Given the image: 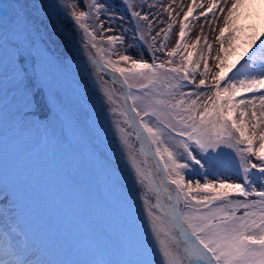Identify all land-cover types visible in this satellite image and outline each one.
<instances>
[{
	"label": "snow or ice",
	"instance_id": "obj_1",
	"mask_svg": "<svg viewBox=\"0 0 264 264\" xmlns=\"http://www.w3.org/2000/svg\"><path fill=\"white\" fill-rule=\"evenodd\" d=\"M77 8L88 11H77ZM92 9L103 15L111 11V7L100 0L87 3L77 0L72 4L60 0H28L19 5L14 23L9 26L3 21L6 35L16 41L13 55L33 48L34 37L39 36L44 47L37 48L36 53L48 59L50 41L47 38L61 18L74 21L95 48V35L84 23ZM217 10L222 15L223 27L215 37L219 48L214 56L217 71L208 89L211 95L201 91L206 87L204 78L199 80L195 90L180 91L195 83L188 71L193 63L194 52L191 51L180 67L165 69L164 63L157 64L154 60L149 63L143 57L135 60L128 55H119V61L109 59L103 65L118 73L123 78L122 85L129 90L126 101L132 103H126L122 114L126 116L124 123L134 128L135 138L140 142L141 154L145 157L141 163H146L148 156L157 160V165L147 172L133 165L136 182L143 186V211L149 220L145 225L144 215L138 208V225L129 247L139 258L122 264H264V0H213L200 15L207 18ZM193 11L189 7L184 14L179 39L166 53L167 57H174L181 47H189L182 45V41L187 34L185 22ZM131 16L135 31H140V21L147 20L148 16L136 11H132ZM113 19L109 17V22ZM171 28L169 25L168 30ZM117 40H122V36L107 37L110 45ZM200 42L198 36L190 47L195 49ZM203 42L207 55L200 57L204 67L201 75L206 77L213 44L207 37ZM28 54L31 55V51ZM20 60H24L22 54ZM129 61L130 67L120 66V62ZM91 63L99 64L94 59ZM167 63L171 64V59ZM199 67L197 63L193 72ZM12 72L15 73L12 76L15 98L25 110L24 116H41L39 127L45 131L53 121L67 123L78 130L81 122L74 120L64 102L58 97L45 96L43 89L32 91L25 83L26 74L16 69L14 60ZM180 81L187 83L182 85ZM137 83V92L141 94L133 96L131 90ZM157 85L167 90L153 93ZM105 95L109 101L112 99L111 94ZM193 96L195 99L191 98ZM204 96L207 99L199 102ZM126 137V132L120 137L122 144L128 143ZM225 148L234 151H225ZM189 169L202 170L203 177L193 179L188 174ZM149 175L158 176L159 182L149 181ZM133 196V193L128 196L125 203L135 223L138 205ZM234 197L256 199L249 202ZM139 225H143L142 230ZM0 264H38L32 259L29 243L15 223H6L0 228ZM94 264L108 262L96 260Z\"/></svg>",
	"mask_w": 264,
	"mask_h": 264
},
{
	"label": "rangeland",
	"instance_id": "obj_2",
	"mask_svg": "<svg viewBox=\"0 0 264 264\" xmlns=\"http://www.w3.org/2000/svg\"><path fill=\"white\" fill-rule=\"evenodd\" d=\"M173 1L175 0L158 1L167 6L164 7L168 12L165 21V17L159 19L157 13L147 5L148 0H100L109 5L111 11L103 15L92 9L90 18L84 21L89 25L88 31L95 35V48L74 21L70 18L62 19L78 40L89 45L104 63L109 59L119 61V55H128L135 60L143 57L149 63L153 60L157 64L164 63L167 69L182 66L187 52H194L193 63L189 65L188 71L189 78L194 77L195 83L182 87L180 91L195 90L199 80L204 78L206 87L201 91L211 95L208 89L211 88L212 77L217 71L214 56L218 47L212 50L211 57L208 58L210 71L206 77L202 76L204 67L200 57L201 54L207 55V49L201 44L202 40L195 49L190 47L193 44L190 27L198 22L211 29L212 19L200 17L195 23L189 17L185 22L188 25L187 34L182 41V45L189 47H181L174 57L169 58L166 53L175 47L179 39L180 24L184 16L179 13L175 2L171 4ZM191 1L199 3L201 0ZM60 2L72 4L77 0ZM208 2L212 3L213 0ZM201 9L205 11L207 7L204 5ZM76 10L88 11L86 8ZM132 11L148 16L147 20L140 21V31H135ZM16 12L10 0H0V129L17 124L14 128L16 131L0 136V226L3 228L6 223L17 224L29 243L32 259L38 264H94L96 260L122 264L124 261L138 259L134 250L129 247L134 228L138 225V208L144 215L145 225L149 218L143 211V186L136 182L133 165L146 172L151 168L148 160L141 163L145 157L134 141L126 137L128 143H121L120 137L125 135L121 131L124 130L125 115L118 102L122 89L117 85H111L114 86L111 89L108 83L112 82L109 79L98 75V70L94 71L83 63L67 60L64 64H69L68 73L60 57L48 46V59L37 55L36 49L44 47L39 36L34 37L33 48L14 56L16 50L13 44L16 41L6 35L3 21L11 26L16 19ZM215 16L216 14L212 15ZM109 17L114 19L109 22ZM169 25H172L170 33ZM108 36H122V40L110 45L107 42ZM138 37L142 39H137ZM19 44L18 40L17 45ZM97 49L103 51L98 52ZM29 51L31 55L28 54ZM152 53L155 54L154 57ZM21 54L24 56L23 62L19 58ZM169 59L171 64L167 63ZM13 60L16 69L22 75L26 74L28 79L25 83L32 91L43 89L45 96L58 97L64 102L74 120L81 122L78 130L67 123L53 121L45 131L37 123H33L42 121L38 114L30 115L27 122L24 121L27 116L22 114L25 110L15 98L17 93L12 83V76L15 75L12 72ZM197 63L200 67L193 72ZM130 65L131 61L120 62L123 67ZM180 83L183 85L187 82ZM138 87L137 83L131 90V95L141 94L137 92ZM166 90V87L157 85L152 92ZM105 93L111 94L110 101ZM191 98L195 99L194 96ZM206 99L207 96L201 97L199 102ZM130 102L132 103L131 100ZM32 111L35 112L34 107ZM53 127L54 131L49 134V129L52 130ZM51 135L54 137L51 138ZM225 151L234 150L225 148ZM161 166L163 167L162 164ZM188 174L193 179L203 177L202 170L196 172L189 169ZM57 176H62V185ZM153 179L156 180L154 176H148L149 181ZM132 193V199H136L138 205L135 223L132 212L125 203ZM148 195L151 196L152 193L149 192ZM234 199H246L250 202L256 197ZM161 200H164L162 194ZM139 229L142 230L143 225H139Z\"/></svg>",
	"mask_w": 264,
	"mask_h": 264
},
{
	"label": "bare ground",
	"instance_id": "obj_3",
	"mask_svg": "<svg viewBox=\"0 0 264 264\" xmlns=\"http://www.w3.org/2000/svg\"><path fill=\"white\" fill-rule=\"evenodd\" d=\"M24 1H26V3L28 2V0H24ZM158 1H161V0H152V1L148 0L147 5L157 13L159 19H162V16H163V17H165L164 20L167 21L166 16H167L168 12H166V9H165L167 6L160 4L161 2H158ZM186 1L187 0H175V1L171 2V4H174V2H175L176 5H178L177 8L179 10V13H182V15H184V13L187 12L189 7H192L194 9V11H193V15L191 16V21H194L195 23L200 17L201 18L203 17V16H200V13L202 12L201 8L204 7V5L207 8L211 5V3L208 2L209 0H201L199 3H196V1H191V0H188V2H186ZM22 4H24V3H19V5H22ZM229 6H230V4H229ZM215 14H216L215 17H212L213 14L212 15L209 14L207 16V18L204 17L206 20H208L210 18L212 19L211 20L212 23H210L211 29L208 26L200 25L198 22H197V24H194L192 27H190L192 30V34H191L192 43L195 42V39L198 36L201 38L202 42L204 41V37H207L208 41L213 44V50H216L217 47L219 48V45L215 43V37L217 35H219V29L221 27H223V18H222V15L220 14V12L218 10L216 11ZM54 28H56V26H54ZM45 31H48V30L45 29ZM170 32H171V30L168 33H170ZM62 37H65V38H62ZM47 39H48V41H50L48 43V45L51 48H53V50H55L57 52V54L62 55L67 60H72V61H75L78 63H83V64L89 65V63L86 62V58L80 54V51L85 52V50H86L88 52V51H90V48L87 47L82 42H80L71 30L70 31H68L67 29L65 31L62 30V33H58V34L54 30V31L49 33ZM201 44L204 45V42ZM67 60H65L64 62H66ZM95 70L97 71V69H95ZM108 84L110 85V88L114 87L111 85H116V84H118L119 86L122 85L121 81L118 78L115 81H113L112 83H108ZM155 178H156V176H155ZM156 181L159 182V179L157 180V178H156Z\"/></svg>",
	"mask_w": 264,
	"mask_h": 264
},
{
	"label": "water",
	"instance_id": "obj_4",
	"mask_svg": "<svg viewBox=\"0 0 264 264\" xmlns=\"http://www.w3.org/2000/svg\"><path fill=\"white\" fill-rule=\"evenodd\" d=\"M60 20H61V19H60ZM60 24H61V26H62V28H63V30H64V29H65V26L63 25L62 20L60 21ZM57 31H60V30L58 29ZM83 56L86 58V62L89 63L93 69H97V70H99L101 73H103V74H105V75H107V76H110V77H112V76H116V77L122 82L123 78L120 77L118 73H113V72H111L110 69L104 68V67H103L104 64L101 63V62L98 60V58H97L94 54H91V53H89V52H87V51L85 50ZM62 58L65 59L63 56H62ZM92 59L98 61L99 64H93V63H91V60H92ZM122 86H123V85H122ZM123 87L126 88V86H123ZM126 103H127L128 105H131L130 100H127V101H126V95H124V97H123V99H122V102H121V105H122V107H123L124 110H126V108H125ZM160 167H161V166H160ZM161 168H162V167H161ZM158 179H159V177H158Z\"/></svg>",
	"mask_w": 264,
	"mask_h": 264
},
{
	"label": "trees",
	"instance_id": "obj_5",
	"mask_svg": "<svg viewBox=\"0 0 264 264\" xmlns=\"http://www.w3.org/2000/svg\"><path fill=\"white\" fill-rule=\"evenodd\" d=\"M53 126V125H52ZM59 126V125H58ZM60 128V127H59ZM54 127L51 129H49L48 133L51 134L53 131H54ZM54 137V135H51V138ZM57 179L59 181V183L62 185L63 184V181H62V176H57Z\"/></svg>",
	"mask_w": 264,
	"mask_h": 264
}]
</instances>
